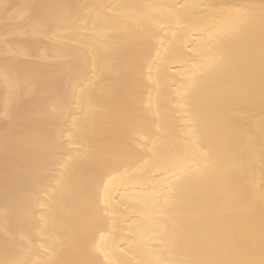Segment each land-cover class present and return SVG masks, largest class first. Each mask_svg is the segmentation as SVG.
<instances>
[{"label":"bare ground","instance_id":"bare-ground-1","mask_svg":"<svg viewBox=\"0 0 264 264\" xmlns=\"http://www.w3.org/2000/svg\"><path fill=\"white\" fill-rule=\"evenodd\" d=\"M260 2L0 0V259H29L33 264L53 258L66 264L89 258L102 264L185 259L183 252L161 255L157 244V208L168 178L179 168L145 165L150 153L143 148L116 168L102 170L98 160L102 153L124 151L132 129L142 144L150 138L173 150L185 143L195 147L184 98L209 26L191 22L207 14L204 6L209 4ZM35 4L64 7L58 19L34 31L22 13ZM145 4L160 6L150 10L152 18L124 7ZM2 5L15 7L6 14ZM146 27L156 33L147 46L141 39ZM253 31L258 35V20L240 27L241 46ZM6 72L19 91L5 80ZM214 118L243 132L213 162L214 170L233 182L231 188L218 185L214 195L227 219L242 221L251 204L258 229L264 204V111L257 97L218 117L210 111L208 119ZM52 140L62 144L58 163L46 150ZM64 164L67 175H62ZM101 178L111 201L106 230L95 234L98 250L90 256L79 239L81 218L90 210L82 193ZM237 192L245 199L234 211L229 205ZM187 255L197 253L189 249Z\"/></svg>","mask_w":264,"mask_h":264},{"label":"snow or ice","instance_id":"snow-or-ice-1","mask_svg":"<svg viewBox=\"0 0 264 264\" xmlns=\"http://www.w3.org/2000/svg\"><path fill=\"white\" fill-rule=\"evenodd\" d=\"M2 7L7 14L15 6ZM63 7L50 4L27 5L25 8L28 11L22 13V16L30 19L34 31H40L50 21L59 18L58 10ZM124 7L139 9L141 14L152 18L150 10L160 6L145 4ZM204 7L208 10L207 14L191 23L193 26L208 25L205 30L209 32V36L204 42V51L197 67L187 79L184 98L191 136L195 138L196 146L185 143L179 150H173L150 138H146V142L142 144L138 138L139 133L132 129L126 149L122 152L102 153L98 164L102 170L116 168L128 154L143 148L145 153H150L145 165L172 164L179 168V172L168 178L164 186L163 203L157 208L160 216L157 244L161 255L164 252H183L186 258H164L158 264H264V204L260 209L257 229L255 211L251 204L249 214L242 221L227 219L222 215L224 209L219 198L214 195L218 185L231 188L233 182L232 177L214 170L213 162L225 144L238 140L243 132L219 118L208 119L210 111L218 117L220 112L235 110L236 106L257 97L264 111V0L259 5L209 4ZM255 20L259 21L258 35L251 32L241 46L237 40L240 27ZM177 23L182 21L177 18ZM155 36L156 33L151 28L142 30L141 39L146 46ZM179 38L178 33L173 32V39L178 41ZM100 46L104 47L103 43ZM5 80L13 86L14 92L19 91V85L9 79L7 72ZM4 119H10L8 111H5ZM261 134L264 135V126L261 127ZM61 148L59 140H52L46 146L53 163H58L56 158ZM261 164L264 166V152L261 153ZM63 167L62 175H67L69 166L64 164ZM82 196L90 210L81 218L79 239L91 256L98 250L94 244L95 234H102L106 230L111 196L108 185L103 183L102 178L83 191ZM244 199L245 194L237 192L229 207L235 211ZM260 199L264 201V187L260 192ZM189 249H195L197 255L188 256ZM0 264L33 262L29 259H0ZM42 264L66 262L53 258ZM75 264L102 262L89 258L76 261Z\"/></svg>","mask_w":264,"mask_h":264}]
</instances>
